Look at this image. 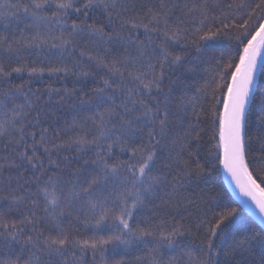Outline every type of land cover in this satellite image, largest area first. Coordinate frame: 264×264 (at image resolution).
I'll use <instances>...</instances> for the list:
<instances>
[{
    "label": "snow or ice",
    "instance_id": "6c2138e0",
    "mask_svg": "<svg viewBox=\"0 0 264 264\" xmlns=\"http://www.w3.org/2000/svg\"><path fill=\"white\" fill-rule=\"evenodd\" d=\"M177 7L169 0L139 10L135 0H0V178L14 173L0 186V245L22 240L21 254L0 264H44L45 257L72 264L77 252L82 258L88 251L94 262L99 253L102 264H130L126 255L109 259L106 253L111 247L113 255L127 254L139 245L148 249L150 264H175L161 249L179 247L184 237L187 264H264V94L258 147L249 130L256 72L264 67V0H185L179 15ZM220 39L234 48L201 62L210 78L180 82L174 95L170 74L184 62L175 46L183 41L199 50ZM44 52L52 66L36 67L33 57ZM85 58L109 78L79 100L88 113L79 122L83 134L65 139L77 122L58 127L47 106L53 93L62 105L76 85L84 90L86 78L95 75L84 70ZM46 72L75 77L74 87H49L45 98L39 89L12 82L13 74L27 73L30 85ZM205 124L212 128L208 155L215 163H201L192 149L203 140ZM72 149L75 154L63 155ZM217 166L259 210L258 231L230 230L244 209L209 186ZM193 179L204 181L199 199L214 207L199 209L178 195ZM162 212L180 219L174 215L170 229L163 220L153 225ZM82 215L89 236L75 226Z\"/></svg>",
    "mask_w": 264,
    "mask_h": 264
},
{
    "label": "trees",
    "instance_id": "16d2710c",
    "mask_svg": "<svg viewBox=\"0 0 264 264\" xmlns=\"http://www.w3.org/2000/svg\"><path fill=\"white\" fill-rule=\"evenodd\" d=\"M2 2H14V0H2ZM137 4V10H139L140 6L143 4H153L158 3L159 0H135ZM208 2L215 3L217 0H208ZM219 2L222 3H230L233 2V0H219ZM236 2H239V0H236ZM169 3H175L178 5V7L175 9V12L177 15L181 13V8L179 6H182L185 3V0H169ZM196 26L198 27L199 24L197 23ZM20 28L24 27V24L19 25ZM15 30V29H13ZM0 31H2V28H0ZM143 30H141L142 32ZM159 43V41H157ZM183 41L181 42V45H177L174 48V52L176 54H179L184 57L183 65L177 67L174 72L170 74V79L175 80L177 83L174 85V87L177 89V91L174 93V95L179 96V85L180 82L183 81H191L193 78L197 81V83H202L204 79H208L211 76V72L205 73L203 71V68L208 67L206 64H202L201 62L204 61L208 55L215 53L217 56L220 52L224 51L227 52L228 48L232 46L234 48V45H231L230 42L227 39H220V40H214V41H205L200 45L199 50L197 49L196 45L189 44L187 46H182ZM48 55L47 52L41 53L38 57H33L36 59V67H48L52 66L48 60L45 59V57ZM67 55V54H66ZM43 61V63H41ZM84 70L85 71H91L95 72L94 76H88L83 83V91H80L79 88L81 85H76L78 90L76 93L67 98L65 102L61 105L58 104L57 101L59 100V97L53 93L52 94V101L47 106L50 111L53 113L52 119L58 120V127L63 128L65 125H72L73 121L75 120L77 122V126L74 130L68 131L65 135V139L69 137H75L77 134L82 135L83 133L79 132V122L82 120L83 117L87 116L88 113L86 110L81 109L79 105L80 99H86L87 95L90 94V90L96 87H102L103 86V79H108L107 70L106 69H96L93 65H91L87 59L83 61ZM70 66V65H69ZM194 69V72H189L188 69ZM260 76L258 79V84L255 89L256 92V102L254 104L250 105V125L249 130L250 134L253 137V143L258 147V140H257V134L259 131V121L257 119V116L259 115L261 111V104L259 103V97L261 94H264V67L260 70ZM28 75L27 73H15L12 77V82L14 84H21L24 83L26 85L25 91L28 90L30 87L33 91L36 89H39L40 92L37 93V95L43 94L45 98H47L48 95V88H55V89H62L64 87H67L69 89H72L74 87L73 81L76 79L75 77L68 76L64 79H61L60 74H50L45 73L42 77L33 79L32 83L28 85ZM168 80L165 81V85L168 84ZM63 94V93H61ZM155 94V93H153ZM218 95V94H217ZM217 108L221 107V105H216ZM0 119H5V117L0 116ZM204 128V138L199 143V147H197L196 143L192 144V149H195L198 154V158L200 159L201 163H204L206 160H211L213 163H215L214 160V154L213 156L208 155V150L211 148V146L215 143V141H210V137L212 135V128L210 125L205 124L203 125ZM4 140H0V156L5 155L4 151ZM75 154V149H72L69 152L63 153V155L72 156ZM91 154L84 156V160L90 159ZM126 158V157H125ZM80 163H83V160L80 161ZM74 166L75 161H73ZM9 175H14V173L5 172L4 177L0 178V186L5 185L7 180L6 178ZM209 186L214 189L215 193H218L221 197V199L229 204L231 207H243V211L236 217L231 223L230 230H238L240 232L245 231H251L253 229L259 230L260 226V219L255 216V214L250 211L246 206L242 204L240 200L232 193V191L228 188L226 181L224 180L223 176V169L222 166H217V168L212 172L210 177V183ZM201 189L207 190L206 185L204 181L193 179L190 182H185L182 187H179L178 189V195L182 197H188L190 199H193L196 201L197 205H199V209H208L214 207V204L209 203L208 205H205L203 201L199 199V196L201 194ZM5 193L0 192V195H4ZM160 196L164 199H168V195L166 194V191H161ZM156 203L159 205L160 200H157ZM199 209H192V211H198ZM145 216L152 217L151 212L145 211L143 213ZM175 214L172 213L171 215H164L163 212L161 213V216L152 218L151 222L153 225H159L161 223V220L164 221V228L170 229L173 224V216ZM17 219L19 217H16ZM180 217L178 215H175V220L179 221ZM75 226L77 229H79V232L83 236H89L92 234V232L89 230L90 225H85L84 222V216H81V219L79 222H75ZM151 239V238H150ZM188 238H178L177 243L179 247H176L172 250L165 248H162L161 251L164 252V259L165 261L168 260L169 257H175V264H187V256L184 255V252L186 249L184 248V244L187 242ZM21 245L22 240L19 243H11L7 246L0 245V259H8L12 258L14 259L16 255L21 254ZM151 245H149V248ZM148 249H145L143 245H139L134 247L131 251L125 252L123 250L119 251L118 255H113L111 247H109L108 252L106 255L109 259H119L120 256H125L126 259L130 261V264H150V262L146 259L147 257ZM24 258H27V252L23 254ZM77 260L73 261L72 264H102V261L100 259L99 253L96 254L95 262L93 261V256L91 251H88L86 254L83 255L81 258V253H76ZM137 257H140V261L138 262L136 260ZM69 259L71 260V254H69ZM44 264H57V261L55 259L49 260L47 257L44 258Z\"/></svg>",
    "mask_w": 264,
    "mask_h": 264
},
{
    "label": "water",
    "instance_id": "95a60500",
    "mask_svg": "<svg viewBox=\"0 0 264 264\" xmlns=\"http://www.w3.org/2000/svg\"><path fill=\"white\" fill-rule=\"evenodd\" d=\"M262 69V67H258L257 72H256V81H255V89L257 87L258 84V79L260 76V70ZM223 169V168H222ZM223 176H224V180L227 183L228 188L232 191V193L238 198V200H240L242 202V204L244 206H246L250 211H252L255 216H257L260 219V213L259 210L255 207V204L251 201V199L249 197L244 196L239 189L236 187L235 182L232 181L231 177L229 176L228 173H226L223 169Z\"/></svg>",
    "mask_w": 264,
    "mask_h": 264
}]
</instances>
